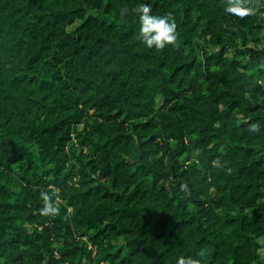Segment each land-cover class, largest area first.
Here are the masks:
<instances>
[{"label":"trees","instance_id":"1","mask_svg":"<svg viewBox=\"0 0 264 264\" xmlns=\"http://www.w3.org/2000/svg\"><path fill=\"white\" fill-rule=\"evenodd\" d=\"M246 2L0 0V264H264V0ZM140 3L171 13L174 46L142 42Z\"/></svg>","mask_w":264,"mask_h":264},{"label":"clouds","instance_id":"2","mask_svg":"<svg viewBox=\"0 0 264 264\" xmlns=\"http://www.w3.org/2000/svg\"><path fill=\"white\" fill-rule=\"evenodd\" d=\"M137 11L139 13V31L142 42L148 48L164 49L170 45L174 46L177 39V23L171 13L157 15L153 13L151 5L140 3ZM226 11L243 16L252 11L246 0H229ZM252 131H259L258 126L253 124ZM43 207L40 209L43 215L57 214L58 208L54 206L51 196L47 192L41 193ZM199 255V254H198ZM177 264H203L202 259L192 256H181Z\"/></svg>","mask_w":264,"mask_h":264},{"label":"rangeland","instance_id":"3","mask_svg":"<svg viewBox=\"0 0 264 264\" xmlns=\"http://www.w3.org/2000/svg\"><path fill=\"white\" fill-rule=\"evenodd\" d=\"M262 35H263V38H264V27H263V34H262ZM251 52H252V51H251ZM259 55H262V53H261V52H255V51H254V52L251 53V58H252V59H255V57H260ZM261 241H262V243H263V239H261Z\"/></svg>","mask_w":264,"mask_h":264},{"label":"built area","instance_id":"4","mask_svg":"<svg viewBox=\"0 0 264 264\" xmlns=\"http://www.w3.org/2000/svg\"><path fill=\"white\" fill-rule=\"evenodd\" d=\"M255 1H257V2H258V1H260V0H255ZM262 17H264V14H262Z\"/></svg>","mask_w":264,"mask_h":264}]
</instances>
